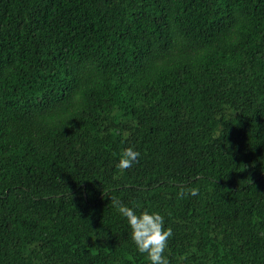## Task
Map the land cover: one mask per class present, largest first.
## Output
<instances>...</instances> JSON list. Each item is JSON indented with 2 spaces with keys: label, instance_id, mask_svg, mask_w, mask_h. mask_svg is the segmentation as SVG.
<instances>
[{
  "label": "trees",
  "instance_id": "16d2710c",
  "mask_svg": "<svg viewBox=\"0 0 264 264\" xmlns=\"http://www.w3.org/2000/svg\"><path fill=\"white\" fill-rule=\"evenodd\" d=\"M85 58L89 106L34 130ZM111 198L163 215L170 264H264V0H0V264H149Z\"/></svg>",
  "mask_w": 264,
  "mask_h": 264
},
{
  "label": "rangeland",
  "instance_id": "374dc122",
  "mask_svg": "<svg viewBox=\"0 0 264 264\" xmlns=\"http://www.w3.org/2000/svg\"><path fill=\"white\" fill-rule=\"evenodd\" d=\"M188 41L185 35L180 34L176 37L173 49L165 55L153 57L149 60V66L162 68L176 65L182 59H185V47L183 45ZM226 43L230 44L229 53L231 57L242 60L241 42L236 34L225 38ZM192 62L193 58L186 60ZM73 76L78 80V87L69 94H58L55 98H48L36 110L31 112L26 118L28 125L34 130L48 132L55 130L59 134L66 128L67 122L77 115L82 109L89 106L88 88L97 86L99 82V68L93 60L88 58L80 60L72 68Z\"/></svg>",
  "mask_w": 264,
  "mask_h": 264
},
{
  "label": "clouds",
  "instance_id": "9594fccd",
  "mask_svg": "<svg viewBox=\"0 0 264 264\" xmlns=\"http://www.w3.org/2000/svg\"><path fill=\"white\" fill-rule=\"evenodd\" d=\"M140 152L132 147L125 148L119 156L116 167L122 172L131 168L138 162ZM188 195H198L196 188H181L178 192L180 198ZM111 203L117 208L118 212L127 220L131 229V240L139 253L145 254L149 264H170L165 256V250L168 247V240L173 236L171 227H165L163 215L159 212H149L147 210L136 212L138 204L133 202V207H129L118 200L111 198ZM181 261L186 257L181 256Z\"/></svg>",
  "mask_w": 264,
  "mask_h": 264
}]
</instances>
